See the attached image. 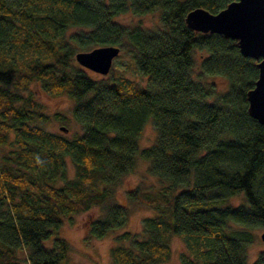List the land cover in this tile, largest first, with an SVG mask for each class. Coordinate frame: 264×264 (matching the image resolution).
<instances>
[{"label": "trees", "instance_id": "1", "mask_svg": "<svg viewBox=\"0 0 264 264\" xmlns=\"http://www.w3.org/2000/svg\"><path fill=\"white\" fill-rule=\"evenodd\" d=\"M230 1L0 0V146L7 147L0 156V264H66V240L55 238L51 248L42 242L64 219L95 206L103 213L89 222L90 236L124 227L127 208L114 192L138 158L160 185L137 187L127 198L156 214L142 219L140 233L116 236L113 264L164 263L173 236L184 246L182 264H247L248 230L264 229V126L247 114L246 99L258 60L242 56L235 40L184 22L192 9L215 14ZM126 12L157 13L159 24L119 23ZM100 46L125 53L145 85L115 76L113 67L109 77H90L74 55ZM210 76L225 78L227 89L203 82ZM31 83L73 100L80 134L67 138L41 126L48 117L25 93ZM149 119L154 143L139 151ZM237 195L242 200L225 205ZM231 224L244 232L231 233ZM252 264H264V251Z\"/></svg>", "mask_w": 264, "mask_h": 264}, {"label": "rangeland", "instance_id": "2", "mask_svg": "<svg viewBox=\"0 0 264 264\" xmlns=\"http://www.w3.org/2000/svg\"><path fill=\"white\" fill-rule=\"evenodd\" d=\"M116 20L125 25H141L147 28H154L159 24L158 14L149 13L143 16L133 15L126 12L117 16ZM200 51L194 52L195 65L193 67V75L199 73ZM127 55L119 51L118 56L113 60L114 75H124L130 79L137 81L142 86L145 85V77L140 76L136 71L129 69L126 65ZM92 78L109 77V75H99L87 70ZM203 82L215 83L218 92L227 89L228 82L221 76L205 77ZM26 94H31L33 98L39 102L40 111L48 117V122L41 125L46 131L61 133L67 138L81 133V126L72 118L71 109L73 100L66 94L53 95L46 92L39 84L31 83L28 86ZM60 127L67 129L66 132L60 130ZM156 133L155 126L149 119L143 127L141 136L138 141V150H142L154 143ZM7 150L5 145L0 146V156ZM148 162L140 158L137 159L135 169L129 174L123 176L119 181L115 192L114 201L119 205L125 206L128 212L127 223L124 227L113 230L102 238H95L89 234V222L102 215V208L95 206L88 211L78 213L71 218L64 219V224L57 230H53L49 238L43 240L42 244L46 248H51L55 238H62L69 244V253H67L66 264H113L110 257V249L116 245V236L124 231L130 233L141 232V221L145 217H151L156 214L153 207L132 202L127 198V193L137 187L143 189L155 188L160 185L158 179L151 176L147 172ZM73 167L68 162L67 176L72 177ZM243 195V194H242ZM242 198L235 196L229 198L225 205H236ZM234 204V205H232ZM223 205V206H225ZM221 206V207H223ZM230 231L233 234L244 232V228L239 225L231 224ZM251 234V242L247 245V264H252L258 253L264 251V243L261 241L260 235L264 232L262 228L248 230ZM183 243L179 236H173L170 241V257L167 261L160 264H182L180 254L183 252ZM20 255V254H19ZM22 257V255H20Z\"/></svg>", "mask_w": 264, "mask_h": 264}, {"label": "water", "instance_id": "3", "mask_svg": "<svg viewBox=\"0 0 264 264\" xmlns=\"http://www.w3.org/2000/svg\"><path fill=\"white\" fill-rule=\"evenodd\" d=\"M184 22L196 32L219 34L235 40L242 56L258 60L257 79L246 93L247 114L264 126V0H231L215 14L195 8L186 14ZM119 51L116 46H100L77 52L74 59L83 69L104 76ZM60 130L67 131L64 127ZM260 238L264 243V232Z\"/></svg>", "mask_w": 264, "mask_h": 264}]
</instances>
